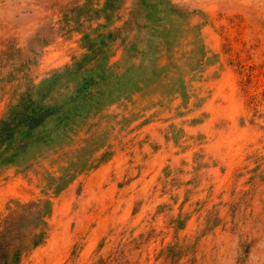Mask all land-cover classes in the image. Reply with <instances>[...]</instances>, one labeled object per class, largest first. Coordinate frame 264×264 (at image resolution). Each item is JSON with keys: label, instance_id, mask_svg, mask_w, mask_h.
<instances>
[{"label": "rangeland", "instance_id": "obj_1", "mask_svg": "<svg viewBox=\"0 0 264 264\" xmlns=\"http://www.w3.org/2000/svg\"><path fill=\"white\" fill-rule=\"evenodd\" d=\"M4 121L0 264H264V0H0Z\"/></svg>", "mask_w": 264, "mask_h": 264}, {"label": "trees", "instance_id": "obj_2", "mask_svg": "<svg viewBox=\"0 0 264 264\" xmlns=\"http://www.w3.org/2000/svg\"><path fill=\"white\" fill-rule=\"evenodd\" d=\"M27 118V117H26ZM31 128H34L35 126H37L40 122V120H37V117H31ZM6 121H4V126H0V140L2 143H4V141H9L8 143H10V136H11V132H12V128L7 127V125L5 124ZM9 146V144H8ZM7 146V147H8ZM26 146V142H24V147Z\"/></svg>", "mask_w": 264, "mask_h": 264}, {"label": "bare ground", "instance_id": "obj_3", "mask_svg": "<svg viewBox=\"0 0 264 264\" xmlns=\"http://www.w3.org/2000/svg\"><path fill=\"white\" fill-rule=\"evenodd\" d=\"M232 111V110H231Z\"/></svg>", "mask_w": 264, "mask_h": 264}]
</instances>
